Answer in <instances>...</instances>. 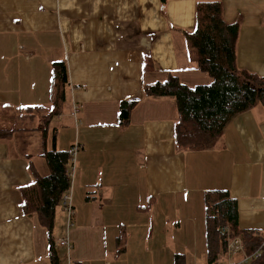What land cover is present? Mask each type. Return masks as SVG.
<instances>
[{
    "label": "crops",
    "instance_id": "crops-1",
    "mask_svg": "<svg viewBox=\"0 0 264 264\" xmlns=\"http://www.w3.org/2000/svg\"><path fill=\"white\" fill-rule=\"evenodd\" d=\"M208 1L221 2L225 20L240 25L239 69L264 77V0H0V109L49 107L52 66L68 68L56 144L79 149L70 170L72 224L64 201L56 211L55 248L67 258L59 264H174L176 255L200 264L204 196L213 190L237 201L241 229L264 234L262 108L236 116L217 148L186 151L175 101L143 97L144 87L170 75L190 87L212 83L195 70L187 38L197 4ZM137 98L121 127V102ZM43 149L37 132L0 141V264H50L47 231L21 208L33 172L46 170ZM121 227L126 251L117 256ZM64 240L70 249L58 246Z\"/></svg>",
    "mask_w": 264,
    "mask_h": 264
},
{
    "label": "trees",
    "instance_id": "trees-1",
    "mask_svg": "<svg viewBox=\"0 0 264 264\" xmlns=\"http://www.w3.org/2000/svg\"><path fill=\"white\" fill-rule=\"evenodd\" d=\"M163 4L167 0H162ZM240 34L238 23H228L224 18L223 6L219 1L199 2L196 7L195 28L187 35L195 51V70L212 79L208 86L190 87L177 77L170 75L168 81L146 86L143 97L172 99L175 101L179 122L177 139L186 151H205L217 148L225 128L238 115L261 107L264 111V77L241 70L237 64V45ZM68 68L64 62L52 66L51 105L49 107L26 108L17 111L23 129H0V141H6L19 131L37 132L40 128H27L35 123L36 117L45 115L49 119L61 114L66 102ZM142 98L124 100L120 104L119 124H130L131 115ZM26 118V119H25ZM20 129V130H19ZM57 129H53L49 146L47 132H42L43 153L50 174L41 176L35 171V183L23 189L22 212L24 216L36 217L47 231L50 264H59L53 231L57 208L69 195L71 188L70 152L61 151L56 144ZM47 141V142H46ZM33 170V169H32ZM88 193L87 201L96 200ZM205 231L207 241L206 259L208 264H219L228 254V245L239 239L248 255L261 252L252 264H264V236L260 231L239 227L237 201L228 191L205 192ZM151 205L150 203L148 204ZM119 256L126 251V230L120 228L117 237ZM174 264H187L183 255H176Z\"/></svg>",
    "mask_w": 264,
    "mask_h": 264
},
{
    "label": "rangeland",
    "instance_id": "rangeland-1",
    "mask_svg": "<svg viewBox=\"0 0 264 264\" xmlns=\"http://www.w3.org/2000/svg\"><path fill=\"white\" fill-rule=\"evenodd\" d=\"M13 113H14V111L0 109V129H2V130L11 129L12 130L14 128H20V129L24 128L23 126H25L24 124H26V123H21L22 121H20V120L24 119V117H21V115L17 114L16 112H15V114H13ZM57 117L58 116H54V117L50 118L49 122L47 124H44L46 122V120H48V117L45 116L44 114L40 115V116H37L36 120H35V123L34 124L28 123L27 124V126H28L27 128H30V129H32L34 127L40 128L37 131V133H39V134L40 133L42 134L43 131H46L47 133H50V130H53L54 128L58 127L57 126L58 125ZM10 122H12L14 124H10ZM22 132H33V131H31V130H29V131H19V132H15V133H22ZM43 164L45 165L44 161H43ZM49 174H50L49 168H48V166H46V170L44 172H42V176H47ZM60 208H61V206H60ZM44 235L46 237V234H44ZM263 236H264V234H263ZM45 241H46V238H45ZM37 243L38 244L41 243L40 240H38ZM48 244H49V239H48ZM47 247H49V252H50V244ZM243 255L244 256L248 255L246 250H245V253L239 254L236 257H234L232 259V262L241 261L243 259ZM60 257L62 259H65V260L67 259L66 256H64V253H61ZM61 258H60V260H61ZM204 259L205 260L201 261L200 264H208L206 257ZM252 262L253 261L250 260L249 262H244V264H252ZM219 264H229L228 256L220 259Z\"/></svg>",
    "mask_w": 264,
    "mask_h": 264
},
{
    "label": "built area",
    "instance_id": "built-area-1",
    "mask_svg": "<svg viewBox=\"0 0 264 264\" xmlns=\"http://www.w3.org/2000/svg\"><path fill=\"white\" fill-rule=\"evenodd\" d=\"M80 87H78L79 89ZM78 108L75 109L74 111V114L76 113H79L78 112ZM78 145L72 147L71 151H70V156H71V160L73 162L74 160V156L75 154L78 152ZM68 201H69V195L68 196H65L64 198V205H65V208L69 209V212H70V217H69V223L72 224L73 222V212L71 211L72 209H70V206L68 204ZM59 247L61 248H71V246L68 244V242L66 240L64 241H61L59 244H58ZM245 253V249L243 248V243L239 240V239H235V240H232L229 245H228V261H229V264H244V262H249L250 260H252L253 262L257 259L260 258L261 256V252L258 250L256 251L255 253L251 254V255H246L244 256L243 255V259L239 262H232V259L234 257H236L237 255L239 254H243Z\"/></svg>",
    "mask_w": 264,
    "mask_h": 264
}]
</instances>
